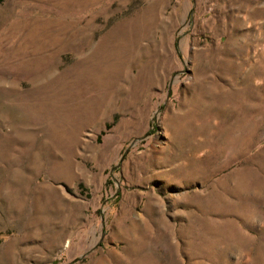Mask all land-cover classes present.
<instances>
[{"label":"rangeland","instance_id":"obj_1","mask_svg":"<svg viewBox=\"0 0 264 264\" xmlns=\"http://www.w3.org/2000/svg\"><path fill=\"white\" fill-rule=\"evenodd\" d=\"M0 264H264V0H0Z\"/></svg>","mask_w":264,"mask_h":264},{"label":"crops","instance_id":"obj_2","mask_svg":"<svg viewBox=\"0 0 264 264\" xmlns=\"http://www.w3.org/2000/svg\"><path fill=\"white\" fill-rule=\"evenodd\" d=\"M260 79H261V75H258V74H256V73H253V76L251 77V82H250V84H251V86L254 88V89H256L257 87H259V83H260ZM259 90H261V88H258ZM245 91H246V88L244 89ZM239 91H240V89H239ZM246 93V92H245ZM239 95H241L240 93H239ZM251 97V98H253V99H255V98H261V93L259 92L257 95L256 94H245V97Z\"/></svg>","mask_w":264,"mask_h":264}]
</instances>
